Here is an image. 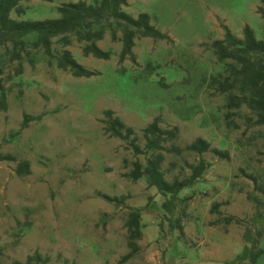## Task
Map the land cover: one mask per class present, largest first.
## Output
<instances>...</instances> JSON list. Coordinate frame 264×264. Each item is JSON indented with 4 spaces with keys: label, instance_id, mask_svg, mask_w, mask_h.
Masks as SVG:
<instances>
[{
    "label": "rangeland",
    "instance_id": "obj_1",
    "mask_svg": "<svg viewBox=\"0 0 264 264\" xmlns=\"http://www.w3.org/2000/svg\"><path fill=\"white\" fill-rule=\"evenodd\" d=\"M76 1H22L10 15L18 21L56 19L59 6ZM259 5L260 0H130L124 12L133 18L147 13L170 40L136 39L135 62L119 61L122 45L108 31L97 43L110 52L107 60L84 56L83 44L74 40L66 49L97 73L89 78L62 71L42 50H29L22 73L14 76L17 62L9 63L8 52L0 49L7 105L0 112V146L15 158L0 162V264H26L35 253L45 260L40 264H248L255 233L264 228V127L246 107L226 118L225 97L209 86L222 70L210 45L223 39L225 27L241 38L246 25L263 40ZM53 49L55 55L62 49L57 40ZM108 110L134 130L141 148L143 129L156 120L162 129H178L172 144L180 148L201 138L228 153L227 160L211 152L165 154L168 181L189 176L188 165L200 158L207 165L202 178L179 194L190 197L183 212L177 210L183 213L184 239L168 229L164 197L147 178L128 177L133 162L144 165L147 155L136 156L126 141L103 132ZM26 116L31 119L23 128ZM22 161L29 163V175L16 174ZM102 194L124 201H107ZM131 211L141 213L143 236L137 254L121 262L129 252L125 221ZM224 216L238 222L212 224ZM259 239L264 249V236Z\"/></svg>",
    "mask_w": 264,
    "mask_h": 264
},
{
    "label": "trees",
    "instance_id": "obj_2",
    "mask_svg": "<svg viewBox=\"0 0 264 264\" xmlns=\"http://www.w3.org/2000/svg\"><path fill=\"white\" fill-rule=\"evenodd\" d=\"M22 1L28 0H0V49L8 52L9 63L17 62L14 76L22 73L21 60L23 56L29 55V50H42L49 59L56 61L59 69L69 72L75 78L95 76L96 72L79 64L71 51L66 48L75 40L83 44L84 56L107 60L110 58V52L103 51L97 45L107 31L112 41H118L122 45L119 54L120 62L126 59L135 62L133 48L138 38L170 40L167 34L154 26L152 18L147 13H140L136 18L126 14L123 8L130 0H93L90 4L81 0L68 2L57 8L59 18L18 21L10 14L18 8ZM257 13L264 26V0H260ZM29 36H32L33 40L26 42L25 39ZM54 40H57L62 47L60 51H56L57 55L54 54ZM210 48L218 62L222 64V70L210 78L209 86L218 95L225 97L226 118L228 119V116L232 115L235 110L246 107L253 115L255 124L264 127V39H256L254 32L247 25L243 27L241 38L233 35L225 27L223 39L214 40ZM2 74L3 69H0V75ZM10 79L12 77L8 74L7 80ZM6 110L4 85L0 79V112ZM104 116L102 130L106 135L126 141L136 156L147 155L144 165L139 160L133 162V169L128 177L133 181L143 177L147 178L148 185L154 187L164 197L161 209L165 213L164 218L168 229L171 232L177 231L178 239H184L183 213L177 215V210L183 212L181 205L190 197L180 198L179 194L185 189L192 188L202 178L207 165L203 158H200L197 164L188 165L189 176L168 181L162 171L165 154L180 156L183 152H191L202 156L205 152H211L220 159L227 160L228 153L211 148L210 144L201 138L180 148L172 144L178 138V129H162L156 120L143 129L145 144L141 148L132 128L126 126L118 117H114L112 111H105ZM30 119L28 116L25 117L23 128ZM167 143L170 144L167 146ZM14 161L13 156L1 152L0 146V162ZM15 172L18 176L29 175V163L19 162ZM251 178L255 183L256 179L253 176ZM101 196L115 203L124 201V197H109L104 194ZM217 207L218 204L214 203L211 210L216 211ZM237 222L238 220L232 216H224L212 224L227 226ZM125 228L129 252L122 257L121 262L128 261L139 251L137 242L143 236L140 211L128 213ZM160 228L162 229V223ZM261 236H264V228L255 233L248 264H258V260L264 256V249L259 247ZM41 262L45 263V260H42L37 253L26 260V264H40Z\"/></svg>",
    "mask_w": 264,
    "mask_h": 264
}]
</instances>
